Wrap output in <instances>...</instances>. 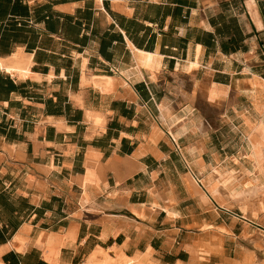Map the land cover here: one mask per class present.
I'll return each mask as SVG.
<instances>
[{"label":"crops","instance_id":"1","mask_svg":"<svg viewBox=\"0 0 264 264\" xmlns=\"http://www.w3.org/2000/svg\"><path fill=\"white\" fill-rule=\"evenodd\" d=\"M255 84L264 0H0V264H263L181 144L202 107L259 121Z\"/></svg>","mask_w":264,"mask_h":264},{"label":"rangeland","instance_id":"2","mask_svg":"<svg viewBox=\"0 0 264 264\" xmlns=\"http://www.w3.org/2000/svg\"><path fill=\"white\" fill-rule=\"evenodd\" d=\"M200 117L203 123L202 130H198L199 132L194 131L188 133L186 138L182 140L181 144L184 146H187L188 144L197 146L199 140H201L202 144H200V146L202 147L201 157L203 162L206 165H212L221 170L232 169L231 171L235 175L233 178L220 179L215 175L213 170L211 171L213 180L219 190V196L223 200L222 204H218L206 191V194L210 198V207H214L215 210H217L216 208H219L221 210L219 216L223 217L225 221H230L232 219L237 220V223L239 224L237 228H239L243 222V226H246V223H248L250 225V231H256L257 233L261 232V237H263L264 225L259 221L258 215H261L264 219V209H262V207L259 209V207L254 204L255 202L253 203L250 199L247 202L244 201L242 197H233L238 193H249L248 191L252 189L250 174L247 173V171L251 172L252 168L250 164L246 163L245 159L247 154H250L253 148L259 150L258 164H264V130L262 126L258 124L255 130L250 134V138H248L249 140L246 142L242 132V122L240 121V118L235 116L231 111H225L219 114L217 106L215 105L208 106L206 109L202 107ZM190 150L195 151L194 147H191ZM191 157L192 156H190L189 162L192 161ZM241 165L243 166L242 170L246 171V174H243L240 171ZM195 173L197 175L195 179L198 180V183L200 184L201 175L198 171H195ZM260 179L264 184V176ZM256 208L258 210H256ZM217 228L218 227H215L214 230H219ZM201 231L205 232V230ZM229 231V229L227 231L223 230L224 234H228ZM218 232L221 237L223 235L222 231ZM262 250L263 253L261 257L262 263L264 264V249ZM106 259L109 260V263L106 262ZM129 260L130 264H144L143 261L137 262V257L127 258L121 255L117 260H111L106 254H103V260L101 262L94 260V263L124 264Z\"/></svg>","mask_w":264,"mask_h":264},{"label":"bare ground","instance_id":"3","mask_svg":"<svg viewBox=\"0 0 264 264\" xmlns=\"http://www.w3.org/2000/svg\"><path fill=\"white\" fill-rule=\"evenodd\" d=\"M141 57L138 54L135 62L136 65L138 67H140L141 65ZM142 62H144V60H142ZM252 91L251 93L247 96L248 99H251V102H253V106H254V110L258 113V115L260 116V120L255 122L253 120H251L248 116H243L242 118V132L245 138V141L247 142L250 138V134L253 132V130H255V128L258 126V124H260L264 130V101L260 100L261 95L263 94V91L261 89V87H257L256 84L252 86ZM214 90V89H213ZM249 90V89H248ZM126 92V91H125ZM215 92V91H213ZM212 93V91H211ZM245 93V92H244ZM218 95V93H217ZM217 95H214L215 97ZM246 95V94H245ZM161 106V105H160ZM162 107V106H161ZM163 108V107H162ZM167 111V110H166ZM160 112V111H159ZM244 114V113H242ZM237 115V114H236ZM164 119V118H163ZM194 129V128H193ZM162 130V129H161ZM171 132V131H170ZM192 132V131H191ZM176 133V132H175ZM163 133L156 127H153L150 135L148 137L147 140V144L145 149L146 151H150L154 156H159V153L156 151L155 149V145L156 143L159 141V139L162 138ZM173 137V136H172ZM175 141V140H174ZM176 142V141H175ZM191 146V145H190ZM188 147V146H187ZM189 148V147H188ZM196 148V147H195ZM252 149V148H251ZM197 150V149H196ZM242 151V150H241ZM194 152V151H191ZM245 152V151H244ZM202 154V148L198 149L195 153L197 160H195L193 162V167L199 172V174L201 175V184L203 185L204 189L207 191V193L209 194V196L216 201L218 204H222V198L219 196L218 193V188L215 184V181L213 180V177L211 175V171L213 170L215 175L220 178V179H227V178H233L235 175L234 173L227 169V170H221L218 167H213L212 165H206L201 157ZM245 155V154H244ZM258 156H259V150L253 148V150H251L250 154H247L246 156V163L251 165L252 171L248 172L250 174V178L252 181V189L250 191H248L249 193H238V194H233V197L239 196L242 197L244 199V201H247L250 199L257 207H262V209H264V184L261 181V177L264 176V164L263 165H259L258 164ZM229 165V164H228ZM237 165V164H236ZM242 165L240 166V171L243 174H246V171L242 170ZM225 169V168H224ZM246 170V169H245ZM256 171V172H255ZM193 173V172H192ZM190 175V174H189ZM185 177V176H184ZM189 183V181H188ZM194 181L191 179L190 180V190L189 193L191 194V196H194L197 199V203L201 206H205L208 205L210 203V198L207 194L201 192V187L200 188H196L194 189ZM196 184V183H195ZM196 186V185H195ZM153 198V197H152ZM238 198V197H237ZM236 198V199H237ZM172 196L168 197V201H171ZM175 201V200H174ZM240 201V198H239ZM214 203V202H213ZM226 203V202H225ZM241 203V202H240ZM243 203V202H242ZM227 204V203H226ZM248 204V203H247ZM249 205V204H248ZM253 205V204H252ZM153 207V206H152ZM166 208V207H165ZM253 209V208H252ZM167 210V213L170 215H173L174 213H172V209L171 207L165 209V211ZM256 210H258L256 208ZM261 211V210H260ZM263 211V210H262ZM147 215V214H146ZM169 215V216H170ZM209 225L207 224H203L200 228L201 230H205L207 231ZM219 230H223L222 228H219ZM225 231H227L225 229ZM218 238V237H217ZM198 241V240H197ZM195 241V243L197 242ZM201 241V240H200ZM220 241V240H219ZM217 242V241H216ZM194 243V242H193ZM199 244V243H198ZM219 245V244H216ZM199 246V245H198ZM203 246V245H202ZM220 246V245H219ZM214 246L213 248H219ZM199 248V247H198ZM191 249V248H190ZM204 249V247H203ZM191 252L193 254L199 253V250H191ZM220 252V251H219ZM102 253V252H101ZM206 254H208L205 251ZM102 254H106V253H102ZM215 254V253H214ZM204 255V254H203ZM209 255V254H208ZM211 255V254H210ZM200 256V255H199ZM213 256V255H212ZM238 256V255H237ZM236 258H239L240 256H238ZM202 257V256H201ZM204 257V256H203ZM245 257V256H244ZM206 258V257H205ZM252 259V257H251ZM132 260V259H131ZM106 262L109 263V260L106 259ZM239 262V261H238ZM238 262H235V264H239ZM249 263V262H248ZM85 264H95L94 263V257H90L89 260L85 263ZM118 264V263H115ZM120 264V263H119ZM124 264H130V260L126 261Z\"/></svg>","mask_w":264,"mask_h":264}]
</instances>
